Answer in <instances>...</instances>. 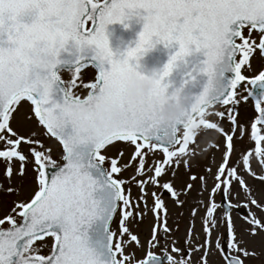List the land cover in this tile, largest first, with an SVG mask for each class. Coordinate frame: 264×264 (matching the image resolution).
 Segmentation results:
<instances>
[{"label":"snow or ice","instance_id":"6c2138e0","mask_svg":"<svg viewBox=\"0 0 264 264\" xmlns=\"http://www.w3.org/2000/svg\"><path fill=\"white\" fill-rule=\"evenodd\" d=\"M157 43L202 53L209 147L130 102ZM0 264H264V0H0Z\"/></svg>","mask_w":264,"mask_h":264},{"label":"water","instance_id":"95a60500","mask_svg":"<svg viewBox=\"0 0 264 264\" xmlns=\"http://www.w3.org/2000/svg\"><path fill=\"white\" fill-rule=\"evenodd\" d=\"M144 13L133 15L124 23L110 24L106 28L110 47L117 55H123L130 47H135L139 33L144 26ZM127 25V27L125 26ZM178 50V45L165 46L157 43L148 50L137 62L135 68L126 78L128 98L134 105L141 104L146 98L157 96V108L155 119L162 125L183 124V128H189L196 117L202 112L193 115L192 108L193 93L201 90L203 78H198L195 84L191 78L184 82L185 73L198 60L203 59L202 53H193L185 57L183 61L177 62V67L168 76L164 75L165 65L170 57ZM167 87L161 89V84ZM179 107L180 111L174 118H169L168 113Z\"/></svg>","mask_w":264,"mask_h":264},{"label":"rangeland","instance_id":"374dc122","mask_svg":"<svg viewBox=\"0 0 264 264\" xmlns=\"http://www.w3.org/2000/svg\"><path fill=\"white\" fill-rule=\"evenodd\" d=\"M84 71H88V69H85ZM91 71L94 73L95 69H91ZM211 122L208 117V115L204 112L198 119L196 125L194 126L193 131H190V133L183 132L184 139L186 140L187 144H192L194 142L196 143V147L198 150H202L206 147H209L214 141V139L217 136L216 131H211ZM211 150L209 149V152ZM181 235H183V230L181 231Z\"/></svg>","mask_w":264,"mask_h":264},{"label":"clouds","instance_id":"9594fccd","mask_svg":"<svg viewBox=\"0 0 264 264\" xmlns=\"http://www.w3.org/2000/svg\"><path fill=\"white\" fill-rule=\"evenodd\" d=\"M179 111H180L179 107H176V108L172 109V110L168 113V117H169V118H174L175 116L178 115Z\"/></svg>","mask_w":264,"mask_h":264}]
</instances>
